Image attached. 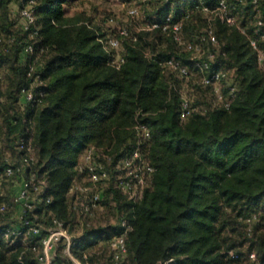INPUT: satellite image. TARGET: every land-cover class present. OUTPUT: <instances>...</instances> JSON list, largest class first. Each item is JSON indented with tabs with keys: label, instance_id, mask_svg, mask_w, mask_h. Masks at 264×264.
<instances>
[{
	"label": "trees",
	"instance_id": "obj_1",
	"mask_svg": "<svg viewBox=\"0 0 264 264\" xmlns=\"http://www.w3.org/2000/svg\"><path fill=\"white\" fill-rule=\"evenodd\" d=\"M69 1L0 0L5 19L18 27L10 34L1 23L0 34L13 37L14 42L8 51L0 43V52H13L12 67L20 71L9 98L0 99L3 138L13 137L10 146L17 156L12 162L21 155L18 141L32 139L38 158L33 169L48 184L43 201L28 209L25 218L44 228L58 219L69 231L74 212L70 188L80 176L86 177L78 164L85 150L95 146L98 159L111 174L101 187L102 203L109 198L120 221L126 219L132 226L123 264L169 259H173L169 264H237L244 254L249 264L264 262V65L250 43L255 39L264 49V0L257 5L252 0H226L234 24L212 11L219 0H161L155 14L148 11L149 0L139 1L147 19L172 14L181 21L182 32L194 17L208 18L196 41L213 32L218 43L208 40L203 45L214 54L212 67L223 69L227 77L222 81V99L212 85L200 83L219 99L205 109H198L181 86L190 69L184 75L165 64L174 59L193 67L187 47L191 42H177L170 30L132 29L135 38L121 39L124 61L117 66L111 55L120 50L106 47L111 33H103L82 14L68 15ZM25 5L35 15L27 29L20 16ZM202 5L210 11L203 12ZM12 6L18 8L14 14ZM165 38L170 45L158 49ZM26 45H32L36 54L27 52ZM177 47L186 52L187 60L176 52ZM33 61L35 71L29 75ZM23 89L38 95L43 91L41 100H27ZM183 96L194 109L184 119L180 117ZM139 123L150 131L145 156L154 171L142 196L131 199L116 185L115 167L136 145ZM2 140L0 172L9 156ZM26 175L16 177L11 185ZM11 196L8 210L0 212V234L10 225L22 226L21 206ZM84 231L81 237L71 234L76 240L70 247L73 257L82 264H101L103 246L108 251L106 264H113V235L103 237L100 229L87 227ZM39 239L32 234L25 242L0 239V264H42ZM244 245L248 246L245 253L240 250ZM65 248V242L58 245L55 264H76ZM251 253L254 259L249 258Z\"/></svg>",
	"mask_w": 264,
	"mask_h": 264
},
{
	"label": "built area",
	"instance_id": "obj_2",
	"mask_svg": "<svg viewBox=\"0 0 264 264\" xmlns=\"http://www.w3.org/2000/svg\"><path fill=\"white\" fill-rule=\"evenodd\" d=\"M144 1V0H138ZM191 1V0H187ZM257 5L258 0H252ZM201 10L203 12L210 11L209 6L202 5ZM213 12L219 14L220 18L229 23L234 24L236 18L230 13L226 0H219L218 4L213 8ZM128 14L130 16V25L119 27L118 35H108L106 40V47L109 49L120 50L119 53L112 54V62L119 66L123 61L124 57L122 51V38L133 37L132 28L136 31L140 30H153L161 29L162 31L170 30L174 40L182 42L183 32L181 21L174 19L172 14H166L163 17L153 16L151 19H147L144 13V9L140 6H134L129 9ZM20 16L25 21V29L30 24L35 22V15L30 5H25L20 8ZM141 22L138 24V21ZM110 24H115L113 18L108 20ZM261 24V20L259 21ZM133 26V27H132ZM132 27V28H131ZM211 41L213 44H217L218 41L212 31H209L207 36L201 38L199 44L203 45L205 41ZM14 42V38L0 34V43H2L4 50L8 51L9 44ZM250 43L254 49L259 51V60L264 65V49H260L257 40L251 39ZM188 49L192 51L191 61L193 67L199 76V81L203 85H212L213 90L219 99H222V81L227 77V72L223 69H214L212 67V59L214 58L213 52L209 50L202 51L198 44L189 43ZM25 50L31 55L36 54V50L32 45H26ZM201 50V51H200ZM166 66L172 69L178 70L181 74L188 75L189 68L180 60L168 59L165 62ZM35 61L29 63V75L35 71ZM3 79V75L0 71V80ZM39 80V84L42 81ZM231 91L234 92L235 88L231 87ZM23 96L29 101H40L43 91H40L39 95L32 89H23ZM229 105L228 102L225 103ZM192 104L188 97L183 96L180 117L186 118L193 111ZM138 140L136 145L127 152L117 163V175L116 185L131 199H138L142 196V193L146 187H148L152 181V175L154 167L148 161L145 156V144L150 138V131L144 125L139 123L137 126ZM4 127L0 121V141L3 139ZM18 149L21 152L20 158L17 162H12L9 156L4 158L6 165L0 172V212H6L9 208V200L13 190L6 192L5 187H12L16 189V195L13 197V201L20 204L19 219L21 225H10L6 227L0 234V239L15 243L20 239L25 242L28 235L32 234L39 236V243L41 244L42 253L39 259L42 264H55L56 249L61 242H65L66 253L71 256L75 263L81 264L77 261L70 252V247L76 242L67 226L63 221L58 219L54 220L52 226L44 228L40 223H33L25 218V213L28 209H35V206L43 201V195L47 189V181L39 177L37 172L34 171L33 166L37 163L38 158L35 153V146L32 139L21 138L18 141ZM99 153L95 146L88 147L83 153L79 164L78 170L80 173L85 174L87 177L86 182L75 180L70 188V194L73 196V206L75 209H79L83 213L90 214L94 209L100 208L102 203L101 187L111 178V174L104 162L98 159ZM24 173H27L25 178L15 185H11L13 179L23 177ZM17 181V179H16ZM15 181V182H16ZM50 198L47 199V202ZM45 229V233L43 230ZM132 229L131 224L126 219L120 221V229L110 239V250L112 254L113 264H123L128 256V248L126 244V238L128 232ZM36 249V246H32ZM232 256H236L232 253ZM256 257L255 253L249 255L250 259ZM173 259L167 261H161L157 264H169ZM259 264H264L261 262Z\"/></svg>",
	"mask_w": 264,
	"mask_h": 264
},
{
	"label": "rangeland",
	"instance_id": "obj_3",
	"mask_svg": "<svg viewBox=\"0 0 264 264\" xmlns=\"http://www.w3.org/2000/svg\"><path fill=\"white\" fill-rule=\"evenodd\" d=\"M160 1L161 0H149L147 2L146 6L148 5V8L150 9L148 11L151 14H155V12L158 10ZM134 6H140L138 0H70L66 4V9L67 14L70 16L80 14L84 15V17L89 19L94 26L99 27L103 33L108 32L109 34L111 33V35H118L117 33L119 27L130 25V16L128 11ZM141 7L144 9L145 6L141 4ZM17 11L18 8L16 9L14 6L13 14ZM110 18L114 19L115 24H110L108 22ZM140 22L141 20L138 21V24ZM1 23L5 24L4 29L7 33L12 34L13 31H17L16 28L18 27H15L16 24L13 23V27L12 22L5 19L2 10H0V25ZM207 23L208 18L206 16H196L191 21H187V23L184 24L183 29V37L185 41L198 44L202 51L206 50L207 46L197 43L196 35L205 31ZM168 45H170V42L165 38L159 44L158 49L168 48ZM176 52L187 60L188 56L186 52H182L178 47ZM12 55L13 52L8 54L0 52V71L3 75V79L0 80V99H7V97L9 98L11 90H14L15 88L14 83L16 81L17 75L20 73L18 69L12 67ZM16 65L18 64L16 63ZM189 69L190 75L187 79H183V81H181V86L184 88L186 94L193 100L194 105L198 107V109H205L209 103H217L219 99L209 89H205L201 86L199 76L197 75L195 69L191 65L189 66ZM11 140L13 141V137L11 135H6L4 136L1 144L4 151H6L5 153L9 155L13 161L16 160L15 157L17 155L12 149V146H10L12 144ZM78 180L87 182V178L83 176H80ZM16 189L17 187L12 189V187H7V185L5 187L6 192L9 190L16 191ZM72 199L73 196L70 194L69 204L70 207H72V211H74L72 213L71 222L69 223L70 234L81 237L85 233V227L88 229H100V231L104 233L103 237H111L112 235L116 234V231L119 227L120 214L115 207V204L111 202L109 198L105 200L104 204L100 208L94 209L90 214L87 215L79 209H73L74 199ZM10 207L14 208V204L12 203ZM105 249H107V247H100V253L102 252V260L100 261L101 264H106L108 260V251ZM240 250L245 253L248 250V246H241ZM237 264H249L245 261V254L243 255L241 262Z\"/></svg>",
	"mask_w": 264,
	"mask_h": 264
},
{
	"label": "crops",
	"instance_id": "obj_4",
	"mask_svg": "<svg viewBox=\"0 0 264 264\" xmlns=\"http://www.w3.org/2000/svg\"><path fill=\"white\" fill-rule=\"evenodd\" d=\"M16 7V6H15ZM12 8H13V6H12ZM16 9H17V7H16ZM78 261V260H77ZM77 264V263H76ZM82 264V263H81Z\"/></svg>",
	"mask_w": 264,
	"mask_h": 264
}]
</instances>
